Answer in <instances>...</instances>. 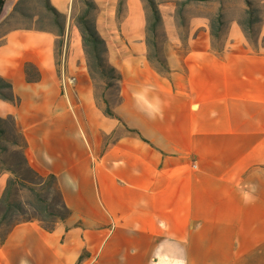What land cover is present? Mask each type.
<instances>
[{
	"label": "crops",
	"instance_id": "crops-1",
	"mask_svg": "<svg viewBox=\"0 0 264 264\" xmlns=\"http://www.w3.org/2000/svg\"><path fill=\"white\" fill-rule=\"evenodd\" d=\"M93 1L121 75L110 106L120 119L95 100L77 27L58 57L52 31H0V76L20 99H0V118L13 119L28 164L55 176L69 210L49 231L12 225L0 264H264V9L256 42L235 13L215 43L202 4L219 0H153L161 72L144 1L123 0L118 19L119 0ZM49 2L69 17L73 0ZM57 62L75 74L66 95Z\"/></svg>",
	"mask_w": 264,
	"mask_h": 264
},
{
	"label": "rangeland",
	"instance_id": "rangeland-1",
	"mask_svg": "<svg viewBox=\"0 0 264 264\" xmlns=\"http://www.w3.org/2000/svg\"><path fill=\"white\" fill-rule=\"evenodd\" d=\"M143 1L145 3L147 21V18H150V7L148 0ZM122 2L123 0H119L117 4V19L120 17ZM178 3L181 6L183 5V1L179 0ZM202 5L205 6L207 14L210 15L209 21L211 22L212 20L221 30L227 25L229 17L235 13L238 16V22L243 24L246 22L247 10L252 11L253 18H259L264 9L263 0H241L240 2L239 0H219L216 6L211 3H203ZM85 8L84 0H73L71 13L68 18H65L64 28L60 31L55 22V17L45 8L43 0H4L3 10L0 15V31L7 28L48 29L56 36L55 49L58 57L65 37V34L63 36V31L65 33L68 26L69 32L70 29L73 30L77 27L75 18ZM97 11L98 6L96 10L91 9L90 16L93 14L96 16ZM149 22H146V40L148 39L149 41L151 39V41H156L158 56L155 55V51L152 49V43L149 41L147 45L148 58L158 71L164 72L166 69L163 68L161 61L163 56L160 51V45L164 42V35L159 30L161 23L156 27V34L152 35L149 30ZM257 25L258 23L254 24L253 33L248 31L246 35L251 43L256 42L255 33ZM220 38L221 35L214 37L215 43L220 42ZM57 68L60 76L63 75L68 82L65 92L60 83L62 94L66 95L73 92L72 88L74 87L75 74L65 72V69L58 62ZM107 80L113 82L111 79ZM91 81L93 83L95 100L99 106L104 108L106 106L105 100L109 106L116 102L118 83L107 86L99 74L96 75L94 80L91 78ZM1 125L4 128V132L0 134V196L8 183L7 199L11 207L7 211L4 204H0V236L14 223L26 218H39L41 224L44 226L50 225L56 220H62L61 216L65 215V211L61 206L60 196L54 183L48 177L40 178L36 176L22 160V138L15 127L13 119L11 117L4 118ZM13 141H16L18 144H14ZM31 186L37 192L41 193V197L45 199V205L50 210L49 213L51 211L54 212L51 216L40 209L41 203L31 192ZM5 212H7V215L3 217Z\"/></svg>",
	"mask_w": 264,
	"mask_h": 264
},
{
	"label": "trees",
	"instance_id": "trees-1",
	"mask_svg": "<svg viewBox=\"0 0 264 264\" xmlns=\"http://www.w3.org/2000/svg\"><path fill=\"white\" fill-rule=\"evenodd\" d=\"M44 1V6L50 12L54 17H55V22L57 23L59 30L62 31L64 28V21L66 16L63 13H60L57 11V9L51 5L49 0H43ZM195 1H210V0H195ZM149 7H150V18H147V22H149V30L151 31L152 35H155V30L156 27L161 23V17L158 11L157 6L153 2V0H148ZM84 4L86 8L79 13L76 18H75V24L79 30L80 36H81V44L83 48V52L85 54V59H86V65H87V70L90 78L93 80L95 79L96 75L99 74V76L102 78L103 82L107 84V86L117 84L120 79L121 75L119 71L111 66L110 64L107 63L105 54L107 53V46L105 44L104 39L99 35L95 28V15L93 14L90 16V10H96L97 6L92 0H84ZM4 6V0H0V15L2 13ZM260 18H253V14L251 10H247L246 12V22L245 23H240L241 28L247 35L248 31H251L253 33V28L255 23H259ZM210 32L214 37H219L220 34L219 32L221 31V28L216 25L212 20L210 22ZM37 30H45L49 31L48 29L44 28H37ZM147 45L150 41L152 43V49L155 51V55L158 56V49H157V44L156 41H151V39L146 40ZM163 68L166 69L165 62L163 59H161ZM25 72L27 74V80L29 81H35L39 78V73L35 70V68L27 63L25 65ZM107 79H111L113 82H109ZM0 99L9 101L13 104H18L20 99L17 95L13 93L12 90V85L9 81L4 79L3 77L0 76ZM106 106L103 108V113L112 117H117L119 118L111 109L110 106L108 105L107 101L105 100ZM120 119V118H119ZM3 119L0 118V134L4 132V128L2 127ZM19 133V132H18ZM20 134V133H19ZM22 138V160L23 162L30 168V170L38 177L43 178V177H48L51 179V181L54 183L58 194L60 196V202L61 206L65 211V215L61 216V219L66 218L69 215V210L63 203L61 199V195L56 183V178L52 174H47V175H41L37 173L35 170H33L30 165L28 164L27 158L24 153V147H25V140L23 136L20 134ZM14 144H18L16 141H13ZM31 192L39 199L41 206L40 209L43 210V212L47 213V215L51 216L54 212L51 211L49 213V209L47 208V205H45V199L41 197V193L37 192L32 186L30 188ZM7 194H8V183L7 186L4 188L1 196H0V204H4L6 207L7 211H9L11 205L10 202L7 199ZM7 212L3 215L6 216ZM32 220H37L41 227L46 229L47 231L51 230L53 228L54 222L50 225H43L41 224V220L39 218H26L22 221H32ZM21 222V221H19ZM18 223V222H17ZM16 224V223H14ZM13 224V225H14ZM12 226L7 229V231L0 236V243L3 241L5 235L8 233Z\"/></svg>",
	"mask_w": 264,
	"mask_h": 264
},
{
	"label": "built area",
	"instance_id": "built-area-1",
	"mask_svg": "<svg viewBox=\"0 0 264 264\" xmlns=\"http://www.w3.org/2000/svg\"><path fill=\"white\" fill-rule=\"evenodd\" d=\"M60 83L63 91L65 92L68 82L63 75H61Z\"/></svg>",
	"mask_w": 264,
	"mask_h": 264
}]
</instances>
